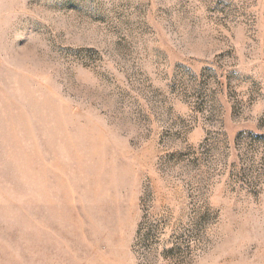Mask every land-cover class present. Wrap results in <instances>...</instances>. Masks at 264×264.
Returning <instances> with one entry per match:
<instances>
[{"label": "rangeland", "instance_id": "1", "mask_svg": "<svg viewBox=\"0 0 264 264\" xmlns=\"http://www.w3.org/2000/svg\"><path fill=\"white\" fill-rule=\"evenodd\" d=\"M0 264H264V0H0Z\"/></svg>", "mask_w": 264, "mask_h": 264}]
</instances>
